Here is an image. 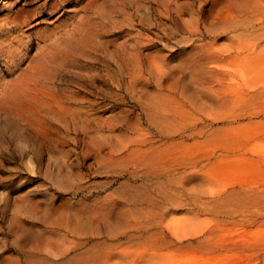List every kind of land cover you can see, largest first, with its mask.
Masks as SVG:
<instances>
[{
    "label": "rangeland",
    "instance_id": "obj_1",
    "mask_svg": "<svg viewBox=\"0 0 264 264\" xmlns=\"http://www.w3.org/2000/svg\"><path fill=\"white\" fill-rule=\"evenodd\" d=\"M100 4L0 0L107 42L0 104V264H264V0Z\"/></svg>",
    "mask_w": 264,
    "mask_h": 264
},
{
    "label": "bare ground",
    "instance_id": "obj_2",
    "mask_svg": "<svg viewBox=\"0 0 264 264\" xmlns=\"http://www.w3.org/2000/svg\"><path fill=\"white\" fill-rule=\"evenodd\" d=\"M90 8L92 13L97 14L101 10L100 0H90ZM62 17L52 27H33L30 30L22 28L9 16L0 18V64L5 67L3 73L14 75L12 80L0 83V104L32 100L37 105H30L29 111L40 112L44 102L52 95L55 69L65 62L70 44L90 49L107 43L101 37L103 31L97 29L98 25L90 18L82 17L70 27L71 19H67L65 10ZM111 42L114 43V40ZM121 45L124 43L118 46Z\"/></svg>",
    "mask_w": 264,
    "mask_h": 264
}]
</instances>
